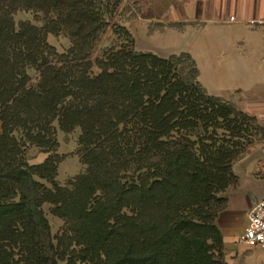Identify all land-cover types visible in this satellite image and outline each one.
<instances>
[{
    "label": "trees",
    "instance_id": "16d2710c",
    "mask_svg": "<svg viewBox=\"0 0 264 264\" xmlns=\"http://www.w3.org/2000/svg\"><path fill=\"white\" fill-rule=\"evenodd\" d=\"M123 2L0 0V264H227L218 217L264 126L209 93L191 53L138 49ZM77 128L86 170L61 185L58 131Z\"/></svg>",
    "mask_w": 264,
    "mask_h": 264
},
{
    "label": "crops",
    "instance_id": "0c3cea01",
    "mask_svg": "<svg viewBox=\"0 0 264 264\" xmlns=\"http://www.w3.org/2000/svg\"><path fill=\"white\" fill-rule=\"evenodd\" d=\"M148 1L155 10L142 18L149 24L148 36L168 32L189 36L192 43L181 52L195 58L199 79L208 92L236 102L264 122V27L248 22L264 17V0ZM232 16L236 19L231 20ZM152 22L160 25L153 29ZM258 148L264 149V143ZM234 171L239 182L226 192L228 205L218 217L228 260L234 253V240L247 226L248 210L264 195L258 159L244 156L234 164Z\"/></svg>",
    "mask_w": 264,
    "mask_h": 264
},
{
    "label": "rangeland",
    "instance_id": "374dc122",
    "mask_svg": "<svg viewBox=\"0 0 264 264\" xmlns=\"http://www.w3.org/2000/svg\"><path fill=\"white\" fill-rule=\"evenodd\" d=\"M150 6L152 5H150L148 0H124L121 15L117 16L118 22L131 30L134 38L136 39V45L140 48V50L155 51L157 54L159 53V55L162 56L180 53L181 50L185 48V50H188L192 43L189 36L186 38L176 37L171 32L166 34H155L150 37L148 36L149 24L147 21H142V18L150 12H155V10H151ZM15 17L18 22L22 20H31L39 26L44 25V20L41 15L35 14L32 11H19L16 13ZM159 25L160 23L155 22L154 24V22H152L153 29ZM48 40L58 49V51L61 52L68 49L71 45L70 38L63 33H49ZM118 42V36L115 34L114 30L109 27L101 39L97 54L101 53L105 47ZM167 52H170V54L168 55ZM238 106L242 109L240 105ZM257 123L258 126H264V122L261 118H258ZM80 134V128H77L73 132L69 133L61 130L58 131L59 147L57 148V152L60 156H62V159L59 163L57 180L61 185H68L70 180L86 170V165L82 162L79 154ZM253 134V137L251 136V138L244 140V143L249 145L248 152L245 156L249 155L251 158L258 159L260 171L264 174V149L258 148L262 145V143H264V140H262V134H260V132H254ZM48 155L49 153L43 151L37 146H29L27 150V157L30 163H40L44 161ZM261 163H263V165H261ZM236 169L239 171L240 166H237ZM44 209L52 225V231L55 234L59 231L64 221L51 212L50 204H45ZM233 248L234 253L231 254V258H229V260L226 259L227 264H264L263 249L240 245L237 242V239L233 242Z\"/></svg>",
    "mask_w": 264,
    "mask_h": 264
},
{
    "label": "built area",
    "instance_id": "2783aa9c",
    "mask_svg": "<svg viewBox=\"0 0 264 264\" xmlns=\"http://www.w3.org/2000/svg\"><path fill=\"white\" fill-rule=\"evenodd\" d=\"M235 19V16L231 17V20ZM248 22L254 27H264V17L251 18ZM247 218V226L237 238V242L240 245L264 250V195L250 207Z\"/></svg>",
    "mask_w": 264,
    "mask_h": 264
}]
</instances>
